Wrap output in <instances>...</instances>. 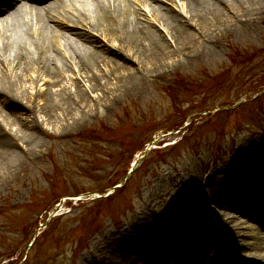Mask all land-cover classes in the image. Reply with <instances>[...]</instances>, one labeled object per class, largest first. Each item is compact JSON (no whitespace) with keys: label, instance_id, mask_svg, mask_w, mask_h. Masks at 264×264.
I'll list each match as a JSON object with an SVG mask.
<instances>
[{"label":"rangeland","instance_id":"1","mask_svg":"<svg viewBox=\"0 0 264 264\" xmlns=\"http://www.w3.org/2000/svg\"><path fill=\"white\" fill-rule=\"evenodd\" d=\"M157 3L187 20L191 32L175 45L144 0H128L168 46L145 76L100 75L81 81L75 93L71 83L77 75L67 73L52 88L51 105L70 97V112L52 109L47 116L39 106L30 109L44 89L41 77L25 84L32 102L23 100L10 111L0 107V127L9 134L3 138L15 155L0 157V264H87L119 251L117 246L122 251L121 237L134 226L172 218L171 208L185 206L190 196L204 199L208 176L214 179L238 157L264 148V10L210 17L206 34L192 31L182 0ZM75 12L68 7L54 17ZM59 44L63 53L73 46L64 38ZM181 80L184 89L176 85ZM30 126L37 127V139L28 143ZM149 144L150 152L131 173ZM243 200L258 215L264 190ZM228 215L245 235L264 238L259 224L245 215ZM209 233L210 227L197 226L194 238Z\"/></svg>","mask_w":264,"mask_h":264},{"label":"bare ground","instance_id":"2","mask_svg":"<svg viewBox=\"0 0 264 264\" xmlns=\"http://www.w3.org/2000/svg\"><path fill=\"white\" fill-rule=\"evenodd\" d=\"M182 1L189 20L194 22L192 31L206 34L213 26V21H208L210 17L264 10V0ZM144 2L175 45L189 37L191 25L187 20L157 0ZM68 7L76 10L73 17H54ZM0 27V107L6 111L21 106L23 100L32 102L25 84L33 85L43 77L44 89L36 93L39 102L34 100L30 109L39 106L38 111L46 116L52 109L68 112L65 107L73 105L70 97L51 105L52 88L58 87L67 73L77 75L71 83L77 93L81 81L100 75H119L128 80L143 77L149 64L160 60L168 50L163 36L138 17L128 0H0ZM97 36L116 45H103ZM60 38L72 41L69 53L62 52ZM101 65L106 66L105 73ZM36 130V126L31 127L25 142L36 141ZM5 135L9 134L0 127V157H15ZM263 149L258 147L238 157L214 179L208 176L204 199L188 195L185 206L171 208L172 218L163 215L134 226L121 237L122 251L121 245L117 246L119 251L87 264H164L161 258L169 264H264V238L245 235L236 228V217L228 215L243 214L264 231V205L257 215L243 200L264 190ZM246 189L252 191L243 196ZM207 204L212 205V210ZM213 210L216 216L211 214ZM225 215L228 217L223 219ZM197 226L210 227L209 237L194 238ZM174 236L184 249L175 243Z\"/></svg>","mask_w":264,"mask_h":264},{"label":"trees","instance_id":"3","mask_svg":"<svg viewBox=\"0 0 264 264\" xmlns=\"http://www.w3.org/2000/svg\"><path fill=\"white\" fill-rule=\"evenodd\" d=\"M241 58H240V56L239 55H237V60H240ZM233 63H236V60L235 59H233V61H232ZM238 63V62H237ZM186 82H184L183 80H181V82H177L176 83V85H177V87L178 88H182V89H184V88H186L185 86H186ZM188 88V87H187ZM97 138V137H96Z\"/></svg>","mask_w":264,"mask_h":264}]
</instances>
